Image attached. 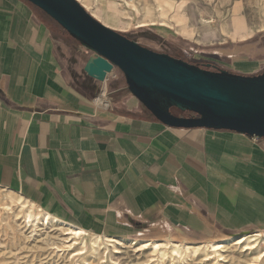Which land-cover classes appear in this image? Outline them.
<instances>
[{"label":"crops","instance_id":"1","mask_svg":"<svg viewBox=\"0 0 264 264\" xmlns=\"http://www.w3.org/2000/svg\"><path fill=\"white\" fill-rule=\"evenodd\" d=\"M64 31L26 0H0V186L113 239L147 224L184 239L264 230V137L169 127L132 94L99 103Z\"/></svg>","mask_w":264,"mask_h":264},{"label":"rangeland","instance_id":"2","mask_svg":"<svg viewBox=\"0 0 264 264\" xmlns=\"http://www.w3.org/2000/svg\"><path fill=\"white\" fill-rule=\"evenodd\" d=\"M87 1L89 5L87 8L84 6V8L92 16L151 50L167 53L211 70L225 69L246 75L264 71V0ZM180 2H182L181 21L177 20L176 11ZM235 4H237L239 14L243 16L244 22L249 28L248 30L241 29L233 34L230 16L231 9ZM103 5L108 9H104ZM96 6L101 8L100 12L95 9ZM147 8L151 9L152 21L149 20L150 18L146 13ZM181 24L187 28L186 33L180 32ZM66 39L72 42V45L68 44L69 47L66 49L69 62L77 61L76 66L73 64L72 70L75 77L89 87L94 97L100 95L99 103L107 102L109 97L111 102L125 104L126 98L130 97L131 93L127 89L122 71L116 66L113 69H104L97 65L89 66L84 71L82 60L85 59V56L82 54L87 56L92 51L79 46V43L68 34ZM74 48H76V52L71 51ZM244 62H248L251 66L243 67ZM206 64L209 65L206 66ZM2 195L15 196L9 194L6 187L0 186V202L3 200ZM6 202L8 204L0 205V264H93L92 249L89 242H87L86 253L76 255L73 254L74 250L80 248V244L76 241L68 247L67 245L71 242L69 241L70 238L63 239L65 235L62 232H56L51 228L47 230L59 235V238L56 239L59 251L52 248L53 244H45L42 241L44 235L40 236L45 230L40 223L38 226L31 224L22 228L27 237L15 232L16 225L14 222L22 221V214L29 205L27 203L22 207L16 202ZM28 202L30 201L28 200ZM15 212L18 214L13 216ZM6 222H10L12 228L7 226ZM143 227L146 228L143 229ZM140 232L147 233L138 236ZM217 232H221L225 236L220 237L218 234L216 236ZM255 232L257 231L234 233L215 230L208 236L184 239L175 231L147 224L142 226V229L137 233L129 236L135 239L128 240L131 238L127 237L115 244L119 252L111 253L110 256L114 261L113 264H250V262L251 264H264V256L261 260L254 258L256 251L264 250V237L262 235L264 230L258 231L261 237L256 240L255 252L242 251L239 246L232 245L228 249H221L218 254L213 255L208 249L210 241H225L238 235ZM154 241L162 243L160 251L151 247ZM142 243L145 244V247L141 246ZM172 243H179L183 247L187 246L188 251L182 248L180 256L175 258L168 250V245L171 246ZM103 247V245H99V253L104 252ZM111 250L110 247V252ZM204 253L209 256L212 255V257L203 261L199 257ZM99 264H109V262Z\"/></svg>","mask_w":264,"mask_h":264},{"label":"water","instance_id":"3","mask_svg":"<svg viewBox=\"0 0 264 264\" xmlns=\"http://www.w3.org/2000/svg\"><path fill=\"white\" fill-rule=\"evenodd\" d=\"M26 1L93 52L84 71L92 65L118 67L129 92L163 124L264 137V71L211 70L151 50L100 22L78 0Z\"/></svg>","mask_w":264,"mask_h":264},{"label":"bare ground","instance_id":"4","mask_svg":"<svg viewBox=\"0 0 264 264\" xmlns=\"http://www.w3.org/2000/svg\"><path fill=\"white\" fill-rule=\"evenodd\" d=\"M78 1L81 2V4H83V6H85L86 8L89 5L87 0H78ZM181 6H182V2H180L177 5V10H176L177 11V20H179V21H181V19H182V14L180 13ZM95 9L98 12L101 11V8L99 6H96ZM146 13H147L148 17L150 18L149 20L152 21L153 19H152L151 9L147 8L146 9ZM230 21H231V27H232V33L233 34L237 33L240 30V28H243V26H242L243 16L239 14L238 7H236V6H233L232 9H231ZM187 31H188L187 28L184 25L181 24V32L182 33H186ZM8 193L12 194V195L14 194L15 196L7 197V196H3L2 195L1 198L3 200L0 202V205L8 204L6 201H8L9 203L16 202L22 207L25 206L27 203L29 205V207H27L24 210V213L22 214V221L21 222H17V221L14 220L15 221L14 223L16 225L15 232L22 234L24 237H27V235L25 234V230H23L22 228H25L26 226H30L31 224H36L38 226V223H40L41 225H43V229L45 230L43 233L40 234V236L44 235L42 237V241L45 244H47V245H52L53 244L52 248H54L55 250L59 251L58 242L56 240V239L59 238V235H58V233H50L47 230L48 228H51V230H56V232L59 231V233L62 232V234L65 235V237H63V239L70 238L69 241H71V242L67 245L68 247H70L76 241H77L78 244H80V248L74 250L73 254L80 255V254L86 253V251H87V242H89V244L91 246V249H92V258H93L92 261H93V264H97V263L99 264L101 262H107V261L109 262V264H113L114 263V261L112 260L110 254L111 253L113 254L115 252H119V250L116 248L115 244L120 242V239H113V238H111V236H110V238H107V236L103 237V236L97 235V234H90L87 230H85L84 228H82L80 226H77L75 224H72L70 222H66L64 220H61V219L57 218L56 216L52 215L50 212H48L46 210H43L39 205L35 204L34 202H31V201L28 202L26 197L24 198L23 195H20L19 193L13 192L11 190H8ZM4 199H6V201H4ZM17 214H18V212H15L13 214V216H15ZM6 224H7V226L12 228V225H11L10 222H6ZM218 235L220 237L225 236L222 233H219ZM218 235L216 234V236H218ZM262 235L264 237V234H262ZM258 237H261L260 232L238 235L236 237L230 238L229 240H225V241H222V240L221 241H212V242L210 241L208 243V249L211 252L210 254L214 255L215 253L218 254V251H220L221 249H224V248L228 249L230 246L233 245V246H239L242 251L249 250V252L251 253V252H255L256 251L255 250L256 247H257L256 240H257ZM263 241H264V238H263ZM100 244L104 246L103 247L104 248V252L103 253L102 252L99 253V251H98V248H99ZM161 244H162L161 242L154 241L152 243L151 247L154 250L160 251V246H162ZM141 246L145 247V244L142 243ZM168 246H169L168 250H169L170 254L173 255V257H175V258L180 256V254L182 253V248L185 251L186 250L188 251V247L187 246L183 247L179 243H172L171 246L170 245H168ZM110 247L112 248L111 252H110ZM166 253H168V252H166ZM247 253H248V251H247ZM163 255H164V252H163ZM185 255H186V253H185ZM263 256H264V250L263 251H256V254H255L254 258L261 260V258ZM211 257H212V255L209 256V255L204 253L199 258L201 260H203V261H207ZM161 258H162V256H161ZM169 258H171V257L169 256ZM195 258H196V256H195ZM163 262H164V260H163ZM250 264H251V262H250Z\"/></svg>","mask_w":264,"mask_h":264},{"label":"trees","instance_id":"5","mask_svg":"<svg viewBox=\"0 0 264 264\" xmlns=\"http://www.w3.org/2000/svg\"><path fill=\"white\" fill-rule=\"evenodd\" d=\"M171 110H172L173 112H178L175 108H171Z\"/></svg>","mask_w":264,"mask_h":264},{"label":"flooded vegetation","instance_id":"6","mask_svg":"<svg viewBox=\"0 0 264 264\" xmlns=\"http://www.w3.org/2000/svg\"><path fill=\"white\" fill-rule=\"evenodd\" d=\"M179 112V111H178ZM186 114V113H185Z\"/></svg>","mask_w":264,"mask_h":264}]
</instances>
